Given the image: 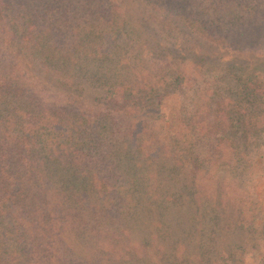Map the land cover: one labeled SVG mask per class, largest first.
Returning a JSON list of instances; mask_svg holds the SVG:
<instances>
[{
  "label": "trees",
  "instance_id": "obj_1",
  "mask_svg": "<svg viewBox=\"0 0 264 264\" xmlns=\"http://www.w3.org/2000/svg\"><path fill=\"white\" fill-rule=\"evenodd\" d=\"M145 1L168 13H177L200 33L230 45L237 52L261 54L257 60L264 61V0ZM0 8L6 13L17 9L20 15L6 21L11 31L13 26H18L17 33L28 30L18 21L20 17H27L33 28L35 13L45 16L54 42H68L69 50L76 56L73 77L66 83L74 87L78 81L81 94L88 91V87L99 89L103 92L96 96L100 105L122 102L126 108L120 112L130 122L124 131L127 144L115 153L108 136L109 133L114 138L120 136L116 130L112 131L115 116L86 111V116L73 114L71 118H64L61 115L55 116L53 121L49 117L50 123L42 117L30 119V115L18 110L14 103L20 89L13 70L10 80L0 79V158L7 157L5 163L0 159V264H26L29 257L30 264H34L31 260L38 254L39 262L35 264H45L48 256L38 247L37 253L29 251L28 239L14 236L18 227L17 210L11 204L16 203L14 199L20 189L7 170L6 162L13 163L17 157L18 161L24 160L30 165L28 153L37 157L39 167L51 164V169L61 175L65 189L73 193L71 196L62 191L57 193L65 200L71 197L70 206H75L77 211L83 203L89 212L94 199L95 203L103 204L100 214L104 215H99L98 207L89 212L90 216L96 224L106 226L108 222L113 229L112 235L100 230L97 234L75 232L78 237L73 243L80 245L79 252L75 246L67 244L60 233L53 241L55 246H50L57 249L52 254L56 264H103L101 259L105 260L109 251L107 240H111L110 244H122L119 259L123 264H151L150 257L152 264H165L167 259L176 260V264H206V261L212 264L223 238L238 235L242 230V207L248 205L246 199L234 194L228 174L234 177L241 175L240 171L251 173L253 166L248 162L251 148L264 133V125L251 121L264 114L260 105L264 101V86L257 83L256 74L247 72L245 67L228 68L226 84L232 89L236 103L225 109L220 106L211 111L203 106L191 117L187 110L172 104L170 118L183 125L188 134L183 138L166 139L162 136L163 128L156 126L160 113L152 109L168 99L161 96L165 90L159 87L165 83H154L156 77L135 79L115 54L103 58L96 54V43L105 44V37L91 28L92 17L101 14L105 18L113 14L116 9L113 0H0ZM3 19L0 13V22ZM79 28L86 34L81 44L77 40V45L74 30ZM19 38L22 42V36ZM180 73L173 76L172 85L185 80ZM210 115L215 116L214 121L210 122ZM63 158L87 170L86 174L76 168L56 171L60 166L53 161ZM262 179L260 197L264 200V177ZM55 206L54 209L62 210L60 202ZM179 212L184 214L183 218L176 216ZM38 213V226L48 230L45 221L49 215ZM171 216L176 217L169 221ZM130 224L146 244L133 240ZM63 228L66 229L65 224L62 231ZM34 235L40 245L43 234L37 230ZM161 239L169 246L168 250L163 246L160 254ZM182 242L201 252L195 251L197 259L187 261L185 256L177 254ZM87 247L91 254L84 250ZM52 261L50 258L47 264Z\"/></svg>",
  "mask_w": 264,
  "mask_h": 264
},
{
  "label": "rangeland",
  "instance_id": "obj_2",
  "mask_svg": "<svg viewBox=\"0 0 264 264\" xmlns=\"http://www.w3.org/2000/svg\"><path fill=\"white\" fill-rule=\"evenodd\" d=\"M113 3L116 6L113 14L106 15L105 18L101 14L92 17L93 26L91 28L95 29L100 36L105 37V44L101 41L96 43V54L102 58L115 54V57L120 58L121 63L132 72L135 79L156 77L154 83L157 81L165 83L160 84L159 87L160 90H165L162 91L161 96L168 99L160 107L152 106L155 112L160 113L156 120V126L163 128L162 136L164 138H183L188 134L183 125L170 118L169 111L172 104L184 108L192 117L195 111L203 106L207 110L216 111L220 106L225 109L226 106L236 103L232 89L226 84L228 68L232 66L245 67L247 72L255 73L257 83L264 86V61L257 60L260 58L259 56H262L261 54L237 52L230 45L221 43L214 37L210 39L200 33L190 23L188 24L187 21L178 17L177 13H168L158 9L145 0H113ZM0 13L4 16L3 21L0 22V79H9L13 70V76L16 77L15 82L17 81L20 89L17 100L14 102L18 110L30 115V119L42 117L44 121H48L49 117L53 121L55 116L60 117L61 115L64 118H71L74 116L73 114L86 116V111L111 114L115 116L116 120L115 129L112 131L116 130L120 136L114 138L110 133L108 136L112 140L115 153H118L119 147L124 148L127 144L124 131H127V125L130 124L129 118H124L121 113L126 108L125 105L120 101H111L100 105L96 96L103 92L99 89L88 87L87 93L81 94L78 81L74 87L66 83L73 77L76 56L69 50L68 42H54L48 30L49 20L37 12L35 13L37 17L34 23L35 27L32 28L27 17H20L18 21L28 30L17 33L18 26H13L11 31L6 24L7 19H13L20 15L17 9H10L6 13L0 8ZM30 27L32 38H30ZM78 30H74V41L78 40L81 44L86 31L82 28ZM20 36H22V42ZM203 42L207 44L206 47ZM118 46L121 48H116ZM179 71L185 80L174 86L170 82ZM263 104L264 101L260 104L264 112ZM75 111L77 113H73ZM214 115H210V122L214 121ZM251 121L264 125V114H260L258 118H252ZM254 142L250 161L248 160L253 166L251 173L242 174L240 171L241 175L234 177H232V173L228 174L229 183L234 185L232 186L234 194H239L248 203L242 207L244 210L243 221L240 222L242 230L238 235L223 238L221 247L212 259V264H264V200L260 197V186H262L264 177V133L260 140ZM28 156L30 165L27 161L20 162L15 157L12 160L13 163L6 162V168L13 176V181L17 182V189H20L19 197L14 199L16 203L11 204V207L14 205L13 209L17 210L18 227L14 236L18 239H28L29 251L31 249L37 253V247L41 248L48 254L47 259L44 260L45 264L50 258L51 261L53 260L51 264H56L57 261L54 262L52 254L57 249L54 250L50 246L54 244V239L58 238L60 233L67 244L75 246L77 252L82 250L78 243H73V240L78 237L75 233L77 231L97 234L100 230V232H109L112 235L113 229H110L108 222H106V226L96 224L92 221L93 217L89 213L99 207V215H104L100 214L103 204L95 203L94 199L89 212L83 203H81V209L77 211L75 206H70L71 197L65 200L57 193V191H62L68 193V196L73 193L65 189V184L60 181L61 175L51 169V164L45 163L44 165L47 167L44 165L39 167L36 161L37 157L30 156V153ZM115 157L119 161L117 155ZM6 158H0L1 162L3 163ZM53 162L60 166L56 171L76 168L81 173L86 174L87 172L85 169L82 170L80 167L66 162V158ZM232 189L230 188V191ZM58 202L62 205V210L54 209ZM38 211L49 215L48 220L45 221L48 230L38 226L36 222V218L39 216ZM176 216L183 218L184 214L179 212ZM176 216L169 217V221L174 220L173 218ZM64 224L66 229L63 228L62 231ZM71 224L74 225L73 228H71ZM129 228L130 232H133V240L140 244H146L137 236L132 224L129 225ZM30 230H32L31 237ZM37 230L43 234L40 245L34 238ZM103 242H105L104 239ZM106 242L109 251L107 258L101 259V262L103 264L104 261L105 264H123L119 259L122 257V244H110L111 240ZM163 246L168 250V242L162 240L160 254L163 251ZM135 248L137 249L136 245L132 247L134 250ZM178 248L177 254L185 256L187 261L189 258H198L195 251L201 254L198 249L188 247L183 242L179 244ZM84 250L91 254V249L88 247ZM113 255L116 259L113 258ZM38 258L39 254L32 258L31 263L39 262ZM148 262L152 264L151 257ZM164 263L176 264V260L169 261L167 259ZM205 263L211 264L208 261ZM26 264H30V257L26 260Z\"/></svg>",
  "mask_w": 264,
  "mask_h": 264
}]
</instances>
